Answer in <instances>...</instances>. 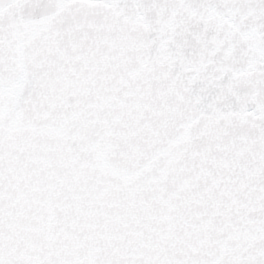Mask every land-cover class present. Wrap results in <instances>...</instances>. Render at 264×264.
<instances>
[{
  "label": "water",
  "instance_id": "water-1",
  "mask_svg": "<svg viewBox=\"0 0 264 264\" xmlns=\"http://www.w3.org/2000/svg\"><path fill=\"white\" fill-rule=\"evenodd\" d=\"M0 264H264V0H0Z\"/></svg>",
  "mask_w": 264,
  "mask_h": 264
}]
</instances>
